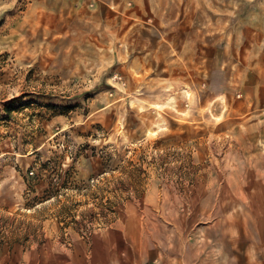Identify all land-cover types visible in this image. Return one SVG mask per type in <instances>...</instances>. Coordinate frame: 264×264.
<instances>
[{
    "label": "rangeland",
    "instance_id": "1",
    "mask_svg": "<svg viewBox=\"0 0 264 264\" xmlns=\"http://www.w3.org/2000/svg\"><path fill=\"white\" fill-rule=\"evenodd\" d=\"M256 219L264 0H0V264H264Z\"/></svg>",
    "mask_w": 264,
    "mask_h": 264
},
{
    "label": "crops",
    "instance_id": "2",
    "mask_svg": "<svg viewBox=\"0 0 264 264\" xmlns=\"http://www.w3.org/2000/svg\"><path fill=\"white\" fill-rule=\"evenodd\" d=\"M248 224H250V231L246 234V238L253 242L252 247L256 246V244L258 243L261 244L260 247H264V232H262L263 230L257 228V226L259 225L257 219L253 220L251 223L248 222L247 225ZM262 224H264V222ZM251 225L257 233H255ZM222 237H224L223 240H226V235L223 234Z\"/></svg>",
    "mask_w": 264,
    "mask_h": 264
},
{
    "label": "bare ground",
    "instance_id": "3",
    "mask_svg": "<svg viewBox=\"0 0 264 264\" xmlns=\"http://www.w3.org/2000/svg\"><path fill=\"white\" fill-rule=\"evenodd\" d=\"M222 172V171H221ZM224 173V172H223ZM228 174V173H227ZM210 175H212V174H210ZM207 176V175H206ZM228 177H229V175H228ZM231 177V176H230ZM229 177V178H230ZM207 178V177H206ZM242 178V177H241ZM210 179V178H209ZM226 179V178H225ZM211 182V181H210ZM223 182V181H222ZM225 182V181H224ZM223 182V183H224ZM209 186V185H208ZM222 186V185H221ZM207 187V186H206ZM211 189V188H210ZM215 192V191H214ZM220 192V191H219ZM213 195V194H212ZM242 196V195H241ZM245 197V196H244ZM243 197V198H244ZM246 198V197H245ZM238 200V199H237ZM201 201V200H200ZM241 201V200H240ZM214 203H215V201H214ZM235 204V203H234ZM238 204H240V203H238ZM237 206V205H236ZM234 207H235V205H234ZM211 216V215H210ZM219 218V217H218ZM233 227H238V223H232L228 228H233ZM180 232V231H179ZM182 232V231H181ZM191 232V231H190ZM183 236V235H182ZM224 238V237H223ZM223 238L221 239V240H223ZM213 245V244H212ZM213 247H214V245H213ZM211 248V247H210ZM198 253V252H197ZM201 253V252H200ZM222 253V252H221ZM195 254V253H194ZM200 255V254H199ZM207 255V254H206ZM211 255V254H210ZM223 255V254H222ZM208 256H209V254H208ZM215 256V255H214ZM220 255L218 254V257H219ZM168 257V256H167ZM198 257V256H197ZM207 258V257H206ZM212 259V258H211ZM166 261H167V259H166ZM213 261H215V262H212L211 264H217V263H220L219 261H217V259H214ZM168 262V261H167ZM197 262V261H196ZM225 263V260H224V262L222 263V264H224Z\"/></svg>",
    "mask_w": 264,
    "mask_h": 264
}]
</instances>
